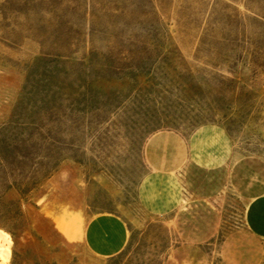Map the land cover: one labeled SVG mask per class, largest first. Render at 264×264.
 Segmentation results:
<instances>
[{"label":"rangeland","instance_id":"rangeland-1","mask_svg":"<svg viewBox=\"0 0 264 264\" xmlns=\"http://www.w3.org/2000/svg\"><path fill=\"white\" fill-rule=\"evenodd\" d=\"M155 38L163 48L149 62L139 43ZM90 55L97 65L88 71ZM205 127L230 145L197 135L189 157L190 138ZM162 176L164 196L179 199L156 216L142 184ZM258 181L264 0H0V229L12 240L9 264L241 256L264 264V241L240 231ZM96 213L126 224L120 254L66 245L82 216Z\"/></svg>","mask_w":264,"mask_h":264},{"label":"crops","instance_id":"crops-1","mask_svg":"<svg viewBox=\"0 0 264 264\" xmlns=\"http://www.w3.org/2000/svg\"><path fill=\"white\" fill-rule=\"evenodd\" d=\"M197 135L216 136L225 148L230 145L227 135L221 129L201 128L189 140V157L193 151L191 143L197 139ZM205 160L207 164L212 163L210 158ZM207 164L205 166H208ZM158 174L165 175L168 173L161 172ZM258 182L257 187L252 189L251 195L246 196L248 204L245 208V217L240 231H245L252 239L264 241V181ZM166 183L167 180L162 176L161 178L149 177L142 184L146 208L150 209V212L156 216L165 215L173 210L175 205H178L179 196H176V199L171 196V200H168L169 196H164L167 193L165 192L167 191ZM107 218L112 219V222H108V225L104 226L101 222ZM72 235L70 242L69 237L65 235L66 245L69 243L71 245L78 244L90 255L99 258H111L120 254L126 248L129 240L126 224L119 217L107 213L82 216L78 231L72 232ZM239 259L232 260L231 264H244V261H248L242 260V256Z\"/></svg>","mask_w":264,"mask_h":264},{"label":"trees","instance_id":"trees-1","mask_svg":"<svg viewBox=\"0 0 264 264\" xmlns=\"http://www.w3.org/2000/svg\"><path fill=\"white\" fill-rule=\"evenodd\" d=\"M139 44L142 45V48L144 50H146V51L149 52L148 55H147V57H146V59L149 62H150V60H152V57H155L156 54L159 53V50L163 48L162 41H160L159 39H156V38L155 39H152V40H149V42H140ZM204 44H205L204 41H202L201 42V45H204ZM95 61L96 60H94L91 55L88 57V59H87V66H88L87 68H88V71H91V70H93L94 67H96L97 64H96ZM117 62L119 63V61H117ZM114 65H116V61L115 60L112 61L110 59L109 60V68L111 70L110 71L111 74L112 73L115 74L114 72H116L115 71L116 67ZM142 67H146L145 64H134L132 66V69L135 70V71H138ZM48 89H50V88H48ZM56 89L59 90V91L61 90L59 87H56ZM47 93H48L49 97H52V98L53 97L56 98L57 95H58V92H56L55 90L54 91H51V89L48 90Z\"/></svg>","mask_w":264,"mask_h":264},{"label":"bare ground","instance_id":"bare-ground-1","mask_svg":"<svg viewBox=\"0 0 264 264\" xmlns=\"http://www.w3.org/2000/svg\"><path fill=\"white\" fill-rule=\"evenodd\" d=\"M12 240L8 233L0 229V264H9Z\"/></svg>","mask_w":264,"mask_h":264}]
</instances>
